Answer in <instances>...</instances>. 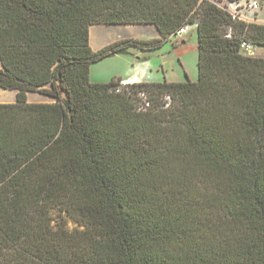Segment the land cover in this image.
Listing matches in <instances>:
<instances>
[{
    "label": "trees",
    "instance_id": "obj_1",
    "mask_svg": "<svg viewBox=\"0 0 264 264\" xmlns=\"http://www.w3.org/2000/svg\"><path fill=\"white\" fill-rule=\"evenodd\" d=\"M99 24L161 39L94 51ZM192 24L197 82L91 83ZM258 49L264 24L213 0H0V88L17 93L0 104V264H264Z\"/></svg>",
    "mask_w": 264,
    "mask_h": 264
},
{
    "label": "rangeland",
    "instance_id": "obj_2",
    "mask_svg": "<svg viewBox=\"0 0 264 264\" xmlns=\"http://www.w3.org/2000/svg\"><path fill=\"white\" fill-rule=\"evenodd\" d=\"M258 1L260 8L243 11L245 21L264 24V0ZM99 26L101 25H93L90 30L91 46L94 51L119 40L148 41L145 37L151 34V31L147 28L129 29L123 27L124 25H109V32L101 36L102 46H100L96 45ZM188 28L187 33L181 36L173 35L169 37L157 49L143 50L137 47L125 46L124 48H127L129 54L115 55L94 63L91 66V83H109L115 79L131 82L124 80L128 77H136L141 82L148 83H183L187 80L197 82L199 77L197 24L189 25ZM256 53L259 56H264V49H258ZM0 93L5 97H10L13 94L1 88ZM5 100L10 101L9 99ZM28 101L30 103H42L52 100L39 93H30ZM67 226L69 229H74L77 225L69 221Z\"/></svg>",
    "mask_w": 264,
    "mask_h": 264
},
{
    "label": "built area",
    "instance_id": "obj_3",
    "mask_svg": "<svg viewBox=\"0 0 264 264\" xmlns=\"http://www.w3.org/2000/svg\"><path fill=\"white\" fill-rule=\"evenodd\" d=\"M219 7L228 11L234 19L245 21L243 11L255 10L258 8L256 0H213ZM247 17V16H246ZM188 26L182 27L174 36H181L188 32ZM243 48L250 50L251 45L244 42ZM133 82L123 81V85L132 84Z\"/></svg>",
    "mask_w": 264,
    "mask_h": 264
},
{
    "label": "crops",
    "instance_id": "obj_4",
    "mask_svg": "<svg viewBox=\"0 0 264 264\" xmlns=\"http://www.w3.org/2000/svg\"><path fill=\"white\" fill-rule=\"evenodd\" d=\"M99 25H101V26H99L100 27V29H103L102 31L99 29V35H98V37H97V39H96V45H100V46H102V42H101V36H103V34H105L106 32L108 33L109 32V30H110V28H108L109 27V25H105V24H99ZM117 26H120V25H117ZM123 27H125V28H129V29H140V27L141 28H147V29H149V31H151L149 34L150 35H147L146 37H145V39L146 40H154V39H161V35L159 34V32H158V30L156 29V27L155 26H153V25H144V24H133V25H124ZM92 28V27H91ZM148 31V32H149ZM147 34V33H146ZM90 37H91V35H90ZM119 41H121V40H119ZM92 42H93V40H92ZM116 42H118V41H116ZM115 43V42H114ZM90 44H91V38H90ZM111 44H113V43H111ZM111 44H109V45H111ZM92 45H93V43H92ZM109 45H107V46H109ZM107 46H105V47H107ZM92 47V46H91ZM104 46H103V48H105ZM102 48V49H103ZM93 49V48H92ZM101 50V49H100ZM99 51V50H98ZM124 80H129V81H131V82H141V80H139L138 78H136V77H128V78H125ZM11 93H13L12 94V96H10V97H5L3 94H1L0 93V104H10V103H15L16 102V98H17V93L16 92H14V91H10ZM5 99H9L10 101H6ZM11 99H13V101H11Z\"/></svg>",
    "mask_w": 264,
    "mask_h": 264
}]
</instances>
